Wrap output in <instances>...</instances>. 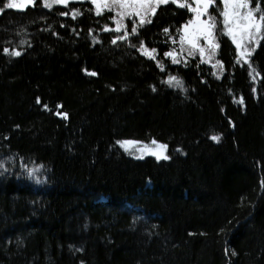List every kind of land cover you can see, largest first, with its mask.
<instances>
[{"label":"trees","instance_id":"obj_1","mask_svg":"<svg viewBox=\"0 0 264 264\" xmlns=\"http://www.w3.org/2000/svg\"><path fill=\"white\" fill-rule=\"evenodd\" d=\"M6 4L0 264H264V38L251 67L237 63L217 0L216 72L196 53L178 54L179 63L166 55L179 51L187 7L161 5L135 35L127 20L119 39L123 30H104L115 29L114 14L88 2ZM153 140L168 159L121 148ZM33 166L40 185L29 180Z\"/></svg>","mask_w":264,"mask_h":264},{"label":"snow or ice","instance_id":"obj_2","mask_svg":"<svg viewBox=\"0 0 264 264\" xmlns=\"http://www.w3.org/2000/svg\"><path fill=\"white\" fill-rule=\"evenodd\" d=\"M91 2L96 6V14H101V9L109 8L110 5L119 6L123 11L117 13L121 17L120 20L115 21L117 27L115 29L105 28V31H116L119 32L126 26L122 23L125 15L133 16L139 18V24L143 25L144 23H151L150 19H146L148 15H155L158 8L161 5H167L169 2L176 4L178 7L184 8L187 7L189 11L194 13V17L189 21L188 24L182 29V35L180 37L181 41L187 39V42L190 43L194 48L197 47V39L200 35L205 38L206 43L209 44L211 49H213V55L215 54V49L219 48V44L215 42V29L217 27L216 17L211 15L208 12L210 6H215L216 0H194L196 7L188 2V0H91ZM35 0H20L17 3V0H8V3L4 5L6 8H23L25 5L34 4ZM69 0H45V7H51L52 4H62L67 6ZM223 5L222 10L220 11V16L222 20L220 23L223 25V34L228 35L233 43L236 45L238 59L237 63L243 61L248 63L249 67L251 64L246 57H250L252 52L255 51V48L249 49L244 46V41L251 43H259V38H264V10L261 9L259 4L253 9L251 7V0H221ZM202 6V7H201ZM130 9V10H129ZM80 15L77 11L73 13V18ZM207 16V20L201 19V17ZM195 26V31L189 33L188 29ZM168 30L165 29V32ZM131 33L135 35L137 33V27H133ZM128 33L125 31L122 37L119 39H127ZM239 37V39L237 38ZM116 41L114 40L113 43ZM175 42V41H174ZM5 53L13 56H19L21 53L19 51L9 52L7 49L4 50ZM141 54L147 55L150 59H155L153 49L151 52L141 44L140 47ZM201 58L203 62L204 49H200ZM166 55L173 56V63H179L175 58L174 53H167ZM163 71V65H158ZM219 66L221 70L223 65L217 61L214 67ZM89 75H95V73H89ZM219 78V77H218ZM169 86L182 87V81L178 80L176 77H170L167 81ZM155 90V89H153ZM237 103L243 104V98L236 101ZM37 103H40V99L37 98ZM47 109V105H44ZM61 115V113H56ZM63 118H67V114H62ZM211 139L215 142H219V136H212ZM138 144L136 141H124L121 142V147L125 148L127 151L130 147H134ZM153 145H156L155 149L150 148L148 145H144L138 150L141 152L148 151L150 154L155 155L157 159H168V156L164 153L167 150V145L158 144L155 140L152 141ZM142 158V157H137ZM38 171V169H37ZM29 175H33L32 172H29Z\"/></svg>","mask_w":264,"mask_h":264},{"label":"rangeland","instance_id":"obj_3","mask_svg":"<svg viewBox=\"0 0 264 264\" xmlns=\"http://www.w3.org/2000/svg\"><path fill=\"white\" fill-rule=\"evenodd\" d=\"M37 1H39L40 3H41V6L42 7H44V8H46V9H50V8H52V7H55V6H62V7H66V6H64V5H62V4H52L51 5V7H45L44 6V4H45V0H35V3L34 4H28V5H25V7H23L22 9L21 8H11L12 10H20V11H24L25 9H27L28 7H33V6H35V4H36V2ZM220 1V3H221V0H219ZM6 2L8 3V0H6ZM20 2V0H17V3H19ZM49 2H50V0H49ZM86 2H88V3H90L92 6H93V8L95 9V11H96V6L91 2V0H69V3H68V5H70V4H72V3H86ZM192 7H196V5H195V3H194V0H192ZM67 5V6H68ZM215 6H217V0H216V4H215ZM221 6H222V8H223V5L221 4ZM202 7V6H201ZM214 6H210L209 8H208V12H210V10L213 8ZM252 7V6H251ZM253 8V7H252ZM254 9V8H253ZM130 10V9H129ZM0 11H1V9H0ZM121 11H123L119 6H115V5H110L109 6V8H103L102 7V9H101V14L103 13V12H112L113 14H114V21H117V20H120L121 19V17L119 16V15H117V13H119V12H121ZM211 15H214L215 16V14L212 12V13H210ZM150 16H153V15H148L147 17H146V19H148ZM193 17H194V13H193ZM192 17V18H193ZM216 17V16H215ZM207 16H204V17H201V19H204V20H207ZM127 20H132V21H135L134 22V27L136 26V25H138V23H139V18L138 17H136L135 15H133V16H128V15H125L124 16V18H123V21H122V23L124 24V25H126V22H127ZM221 20H222V17H221ZM189 23V22H188ZM187 23V24H188ZM144 24H146V23H144ZM186 25V24H185ZM184 25V26H185ZM184 26H183V29H184ZM117 27V24L115 23V28ZM123 31H121L122 33L123 32H125L124 30H126V27L125 28H123L122 29ZM195 31V26H193V27H190L189 29H188V32L191 34V33H193ZM183 34V33H182ZM229 39H230V41L232 42V44H233V46L235 47V50H236V54H237V49H236V45L233 43V41H232V39L228 36V35H226ZM238 39H239V37H237ZM258 40H260V38L258 37L257 38ZM215 42H216V38H215ZM196 43H197V47H193L190 43H188L187 42V39H185L184 41H181L180 40V43H179V51H177V52H173L174 53V55H175V58H177V56H178V54H179V56H180V54L181 53H190V54H193V53H196L197 55H198V57H199V59L201 60V62H202V58H201V53H200V49L201 48H203L204 49V56H203V62L202 63H205V64H207V65H209L210 67H212L216 72L217 71H219L221 68L219 67V66H216V67H214V65H216V62L217 61H219L218 59H217V49H215V54L213 55L212 53H213V49H211V47L209 46V44L208 43H206V41H205V38L202 36V35H200L199 36V38L197 39V41H196ZM217 43V42H216ZM258 44L259 43H251V44H249L247 41H244V46H246V47H248L249 49H251V48H257V46H258ZM144 56H147V55H144ZM168 56V55H167ZM171 59H173V56H169ZM237 58H239L238 57V54H237ZM246 59L248 60L249 59V57H246ZM220 62V61H219ZM241 62H243V61H241ZM244 63V62H243ZM143 146H139L138 147V145H136V146H134V147H130L127 151L125 150V148H123V147H121L122 148V150L126 153V154H128L130 157H132V158H135V159H138V160H142V159H145V158H147V157H151V158H154L155 160H164V159H157L156 158V156L155 155H152V154H150L148 151H144V152H141V151H139L138 149L139 148H142ZM149 147L150 148H152V149H155L156 148V145H149ZM165 155H166V152L164 153ZM137 157H142V158H137ZM37 169H38V171H37ZM28 172H32L33 173V175H29V180H30V182H32V183H36L35 185H37L38 183H39V185L42 183V181H43V179H44V176H43V170H42V168L41 167H39V166H33V167H31L30 169H29V171Z\"/></svg>","mask_w":264,"mask_h":264}]
</instances>
